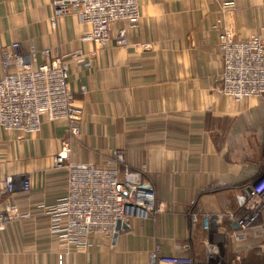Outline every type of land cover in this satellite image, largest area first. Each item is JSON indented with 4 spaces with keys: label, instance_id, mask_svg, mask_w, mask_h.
Instances as JSON below:
<instances>
[{
    "label": "crops",
    "instance_id": "crops-1",
    "mask_svg": "<svg viewBox=\"0 0 264 264\" xmlns=\"http://www.w3.org/2000/svg\"><path fill=\"white\" fill-rule=\"evenodd\" d=\"M138 6V24L113 23L101 47L84 38L90 24L75 13L52 23L51 0H0V75L13 42L25 50L33 44L53 54L82 52L91 61L68 62L69 91L82 109L78 137L65 120L45 116L36 132L0 125V181L7 175L31 181L28 191L0 192V203L26 214L0 230V264H59V254L62 264H151L156 245L162 255L203 264L208 244L230 262L237 252L241 264H264V213L244 242L221 247L262 172L264 98L235 101L221 91L218 47L223 29L238 39L264 38V0H138ZM123 26L127 45L116 42ZM63 142L72 163L105 167L122 158L143 170L164 210L131 218L110 238L93 233L84 249H65L45 211L66 190L67 168L54 164Z\"/></svg>",
    "mask_w": 264,
    "mask_h": 264
},
{
    "label": "built area",
    "instance_id": "built-area-1",
    "mask_svg": "<svg viewBox=\"0 0 264 264\" xmlns=\"http://www.w3.org/2000/svg\"><path fill=\"white\" fill-rule=\"evenodd\" d=\"M51 22L68 13H75L90 24L84 37L103 47L110 40L111 25L126 22L129 27L138 24V0H51ZM116 42L127 45L126 27L118 30ZM218 47L222 56L221 91L235 101L249 96L264 98V38L259 34L238 39L229 30L218 32ZM12 52L1 61L0 125L7 130L39 131L42 117L65 120L73 138L81 133L82 109L75 103L68 87V62L75 57L78 63L89 67L91 61L82 52L53 54L48 47L30 44L25 50L18 42L11 44ZM54 164L66 167V190L54 204L45 207L49 215V231L65 249H84L93 233L107 238L116 233L118 221L131 218L146 219L164 210L165 205L155 194L152 184L141 169L130 168L120 158L109 166L100 167L91 162L72 163L70 144L63 142L55 155ZM28 191V175H7L0 181V192L9 194L16 188ZM264 213V161L261 174L251 182L240 208L233 215L237 229H227L225 242L240 243L247 233L256 232L257 222ZM26 214L10 202L0 203V230ZM258 231V230H257ZM264 234V232H263ZM259 247V245H258ZM216 245H207V259L203 264H226ZM62 254L58 263L62 264ZM151 264H194L188 255H162L156 245L149 252ZM240 255L228 264H241Z\"/></svg>",
    "mask_w": 264,
    "mask_h": 264
},
{
    "label": "water",
    "instance_id": "water-1",
    "mask_svg": "<svg viewBox=\"0 0 264 264\" xmlns=\"http://www.w3.org/2000/svg\"><path fill=\"white\" fill-rule=\"evenodd\" d=\"M234 226H235V228H238V226L236 225V224H234ZM125 227H127L126 226V224L124 223V222H122V221H118L117 222V226H116V231H118L119 229H121V228H125ZM115 235V234H114ZM113 235V236H114Z\"/></svg>",
    "mask_w": 264,
    "mask_h": 264
},
{
    "label": "rangeland",
    "instance_id": "rangeland-1",
    "mask_svg": "<svg viewBox=\"0 0 264 264\" xmlns=\"http://www.w3.org/2000/svg\"><path fill=\"white\" fill-rule=\"evenodd\" d=\"M223 242H225V241H223ZM257 249H259V248H257ZM257 254H259L258 256L261 257V255H260L261 252H258ZM263 257H264V253H263ZM222 259L226 262V264H228V262H230V261H228V258L226 256L225 257H222ZM263 262H264V259H263Z\"/></svg>",
    "mask_w": 264,
    "mask_h": 264
}]
</instances>
